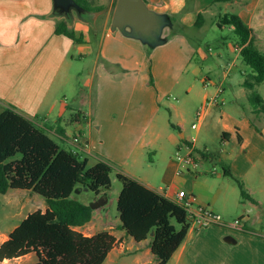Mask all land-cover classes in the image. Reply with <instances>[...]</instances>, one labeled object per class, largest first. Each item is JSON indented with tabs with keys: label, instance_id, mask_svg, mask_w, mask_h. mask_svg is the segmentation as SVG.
I'll use <instances>...</instances> for the list:
<instances>
[{
	"label": "crops",
	"instance_id": "obj_1",
	"mask_svg": "<svg viewBox=\"0 0 264 264\" xmlns=\"http://www.w3.org/2000/svg\"><path fill=\"white\" fill-rule=\"evenodd\" d=\"M144 2L148 8H151L148 3L153 6L157 3L151 0ZM224 3L247 23L255 36L257 46L264 52V0H233ZM115 4L116 0H108L100 10L103 11L100 21L102 24L94 27L95 31L101 30L98 52L85 77L88 92H79L77 99V109L80 110L83 105L87 109L81 113L82 118L78 116L79 121L73 122V108H69L64 88L70 77L74 76L77 65L85 61V57L91 53L89 32L82 24L90 23L92 16L99 11H88L89 14L83 15L71 10L68 14H62L55 11L53 0H0V112L12 105L48 135L57 136L64 145L67 142L78 147L82 153H91L90 147L95 140V148L100 147L95 154L100 159H108L109 163L116 161L127 164L134 153H139L140 147L150 146L162 155L169 146L175 148L181 142L188 141L194 144V155L198 162L213 161L215 156L210 155L209 149L212 148L208 142L202 146L205 151L197 149L196 135L206 118L207 110L202 119L197 121L195 118L196 122L191 123L194 132L190 136L186 134L184 127V100L179 104L170 103L173 109L170 115L177 116V133L167 128L168 122L159 119L162 116L163 100L160 96L166 91L163 82L167 81L166 86L174 84L176 78L187 71L192 63L191 59L166 57L152 61L146 54L144 56L143 43L150 42L130 35L132 28L129 25L113 26ZM163 12H167L169 18L175 15L172 11ZM199 12L197 11V15ZM59 21H65L68 29L80 40L75 41L63 33L55 32L56 23ZM196 21L197 17L192 24H196ZM202 21L201 16L200 25ZM181 36L178 35L174 40L170 39L171 41L161 38L158 44L177 42L188 47ZM197 50L201 48L197 47ZM201 53L203 57L204 53ZM148 62L153 77L147 81L141 74L143 84L139 85V71L144 72ZM191 73L196 75L197 67H193ZM222 77L218 82L207 76V83L217 88L212 94L205 89L200 99L201 103L209 99V95H214L209 106L219 107L218 112L211 111V107L206 123L214 136L222 141L219 142L220 148L217 150L218 160L222 163L221 171L214 168L204 171L196 169L195 172L177 174L176 169H173L172 173H166L168 175L162 178L164 186L156 190L148 181L136 178L130 170H117L159 193H173L178 190L185 195H192L197 202L218 212L224 222L241 219L238 228L219 224L189 227L184 240L170 258H176L180 264H264V114L256 113L250 103L241 105L238 100L240 96L248 98L247 89L242 82L236 87L230 81L234 77L232 74H224ZM227 78L229 87L236 93L229 109L225 110L223 105L226 100L221 94ZM203 81L205 82L204 78ZM93 85L96 88L94 92ZM168 89L171 87H167V91ZM191 89L190 83L185 89L186 96H191ZM257 90L264 97V80L257 85ZM133 97L135 100H132ZM197 108L198 106L194 110V117ZM71 127H74V131ZM135 133V144L131 150H127L125 146ZM75 138H78V142ZM237 179L242 181L250 198H239ZM100 208L101 205L94 208L92 217ZM82 226L76 228L80 230ZM80 231L87 235L93 234ZM120 232L121 235L125 234L123 229ZM8 233L1 238L0 243L8 237ZM228 234L235 240H225L224 237ZM113 235L116 243L118 237L115 233ZM127 237L135 246L130 253L133 260L129 264H146L145 257H149L148 262L155 260L157 263L150 251L149 237L141 241H135L128 235ZM124 241L119 242L120 247L124 245ZM33 253L4 258L0 260V264L13 259L25 260L27 263L28 256ZM35 261L37 256L29 264Z\"/></svg>",
	"mask_w": 264,
	"mask_h": 264
},
{
	"label": "trees",
	"instance_id": "obj_2",
	"mask_svg": "<svg viewBox=\"0 0 264 264\" xmlns=\"http://www.w3.org/2000/svg\"><path fill=\"white\" fill-rule=\"evenodd\" d=\"M74 1L89 11L104 8L89 0ZM200 18L199 13L197 25ZM217 25L232 27L235 47L251 69L244 75L242 85L254 111L264 114V97L257 90L264 80V52L257 46L251 28L236 12L220 15ZM55 32L80 40L65 21L56 23ZM72 114L75 116L78 111ZM87 163V158L58 144L12 105L0 112V194L9 188L24 189L38 193L46 203L44 210L28 213L8 233L0 243V260L34 252L37 261L31 264H102L116 237L106 229L87 235L76 227L88 222L94 208L105 203L102 197L106 192L91 204L72 198L71 193L80 184L99 194L112 185L114 177L120 183L116 201L119 228L135 241L150 237V251L157 264L169 261L189 229L184 207L137 179L115 172L107 160L92 166ZM237 184L241 200L250 198L242 181L237 179Z\"/></svg>",
	"mask_w": 264,
	"mask_h": 264
},
{
	"label": "rangeland",
	"instance_id": "obj_3",
	"mask_svg": "<svg viewBox=\"0 0 264 264\" xmlns=\"http://www.w3.org/2000/svg\"><path fill=\"white\" fill-rule=\"evenodd\" d=\"M151 1L157 2L156 5L159 3L160 6H153L151 5V3H148L152 8L149 9L153 10L155 13H162L164 16L162 20V25L164 27L162 28L163 30L159 38L169 41L170 39L174 40L178 35H182L181 37L185 39L188 47H184V45H180V43L177 42H168L162 45L158 43L155 44L145 42L143 43L145 53L142 52L144 56L146 54V57L150 58L152 61L158 58L165 59L166 57H174V59L178 58L180 60L190 58L192 62L187 71L176 78L174 84L166 86V80L168 79H165L166 82H163V87L164 89H166V91L160 96V98L164 101L162 100V116L159 119L162 120V122H168L167 128L177 133L178 129L175 126L177 116L173 117L172 115H170L173 110L171 104H179L180 102H182V100H184V107L186 106L184 127L186 130V134L190 136L192 132H194V126L191 123L196 122V116L194 117V110L196 106L199 107L202 103H200V99L203 95V92L206 89L212 94L217 88V86L207 83V76L208 78H213L219 82V80L223 78L222 76H224V74H232V76L234 77H232V80L230 81L231 83H235L237 87V84L242 82L244 75L250 73L251 69L242 60L238 49L235 47L236 36L233 32V29L228 25H222L221 27L217 25V21L220 15L225 13V11H233L230 6H227L224 2H215L214 0ZM107 2L108 0H89V3L94 5ZM68 7L69 9L67 11H70V8H72L73 11H76L75 8L73 9L74 6ZM88 11L89 10L83 8L79 12L83 15H87L89 14ZM163 11H172L175 15L169 18V14ZM197 11H200L199 13L203 17L201 25L192 24V21L195 20L198 16ZM165 13L168 15H166ZM102 15L103 11H99L98 14L92 16V21L90 23H84V20V24L82 25L83 27L85 26L89 32L88 37L90 38L91 43V53L90 55L85 57V61L77 65L74 76L70 77L68 81L69 83L64 88L66 100L70 105L69 108H73V111L71 112V119L73 120V122L79 121L80 119L78 120V118H82L83 116H81V113H83V111L87 109V106L85 105L81 106L80 110L77 109V99L79 92L82 91L84 92V94H87L88 92L87 80L85 78L86 72L87 70L90 71L94 64L93 60L98 52L99 47L98 37H100L101 32V30L95 31L94 27L96 25L98 27L101 26L102 23L100 21ZM197 47H200L201 50H197ZM209 47L211 49H209ZM201 52L204 53L203 57ZM100 60H102V57H100ZM148 65H150V62H148L144 72H141V70L139 71V85L143 84L141 83V74L145 76L144 79L147 78V81L148 79H150V77H153L151 71L148 68ZM193 67H197L198 69V73L196 75H193L191 73V69ZM114 70H116V68H114ZM203 78L205 79V82L203 81ZM227 82L228 78L225 82L224 92L221 94L222 98L226 100L225 104L223 105L217 103L218 105H223L225 110L229 109L231 100L235 98L234 93H236V91H232ZM190 83L192 84V97L190 95H185V89ZM81 87L83 88V90H81ZM167 87H171V89H168L167 91ZM92 90L93 92L96 90V88H94V85L92 87ZM213 96L214 95H209V100H212ZM247 99L248 98H246V96L241 95L238 100L241 105H247L249 103ZM132 100H135V97H133ZM133 105L134 104L132 102V106ZM211 107L208 106L207 112L205 114L206 118L197 132L196 140L197 149L202 152L205 151L204 148H202L203 144L208 142L209 146L213 150L212 151L211 149H209L210 155L215 157L213 158V161H199L196 169L204 171L214 168L218 171H221L222 163H220V161L218 160L219 154L217 150L220 148L219 142L222 141L219 137L216 138L214 136L213 131L208 128L206 123L211 113H209V110H215L216 112H218L219 107L217 105H211ZM69 108L68 110H70ZM74 111H78V114L75 116L72 114ZM71 130L74 131V127H71ZM70 133L72 134V132ZM49 136L61 146L70 150H74L76 152L78 151L80 158L87 157V166H92L99 160H108L102 158L100 159L99 157H97V154H95V151H97L96 149L100 148H95V146L97 145V142L95 140L92 141L93 144L92 147H90L92 152L82 153V151L78 149V147H75L70 143L65 142L64 145V143H62L57 136L53 134H50ZM136 138L137 133L132 135V139L125 146L127 150H131L133 148ZM75 141L78 142V138L75 139ZM176 149L177 147L171 148L169 146L167 151H164L162 155H160V152L156 153V151L150 146H146L145 148L140 147L139 153H134L133 156H131L130 160H128L127 164L117 163L116 161H111L110 163L114 167L115 172L117 170L123 172V169H128L130 170V172L135 174V176H137L136 178L148 181L151 184V187L157 190V188H159L160 186H164L162 184V178L168 175L166 173L170 174L173 172V169H176L177 165L174 160ZM114 171L111 174L112 177L114 175ZM112 180V185L108 189H103V191H101L99 194H96L93 191L86 189L83 185L78 184L71 193V197L83 203L91 204L100 199L103 193L106 192V195L102 197L105 203L101 204L100 210H97L92 219L85 223L79 229L86 233H94L104 229L112 232L113 234L115 233L118 237V241H116L115 247L109 253L104 264H129L133 260V256H131L130 253L132 249L135 248V246L132 244V241L129 240L126 234L121 235L119 228V212L116 207V189L120 187V183L115 181L114 177ZM239 198H241L240 192ZM45 208L46 203L44 201V198L36 192L18 188H9L5 193L0 194V240L28 213L36 209L44 210ZM122 241H124V245L120 247L119 242ZM28 257L29 258H27V263L25 260L13 259L10 261H5L3 264H29L30 261L36 259V255L34 253ZM148 258L145 257L144 259V262H146V264H157L155 260L154 262H148ZM166 264L180 263L176 260V258H172Z\"/></svg>",
	"mask_w": 264,
	"mask_h": 264
},
{
	"label": "built area",
	"instance_id": "obj_4",
	"mask_svg": "<svg viewBox=\"0 0 264 264\" xmlns=\"http://www.w3.org/2000/svg\"><path fill=\"white\" fill-rule=\"evenodd\" d=\"M211 101L212 100L206 99L197 108V121L202 119ZM195 152L196 150L192 141L180 143L174 155V160L177 165L175 172L177 174L196 171L199 162L196 158V155H194ZM165 192L166 191H164L162 194L184 207L186 211L187 220L189 222V227L191 228L206 227L211 224H219L236 228L240 227V218H236L232 222H224L222 216L218 212L214 211L205 204L197 202L195 197L192 195H185L184 193L178 190L174 191L173 193Z\"/></svg>",
	"mask_w": 264,
	"mask_h": 264
},
{
	"label": "water",
	"instance_id": "obj_5",
	"mask_svg": "<svg viewBox=\"0 0 264 264\" xmlns=\"http://www.w3.org/2000/svg\"><path fill=\"white\" fill-rule=\"evenodd\" d=\"M55 11L62 14H68L70 11L68 6H74L73 9L79 13L81 6L74 0H53ZM164 16L155 13L149 9L144 0H116L112 24L113 26L123 27L129 25L132 29L130 35L147 40L150 43H158L162 31V20ZM162 25V26H161ZM153 234V231L150 232ZM227 241L235 239L230 234L224 237Z\"/></svg>",
	"mask_w": 264,
	"mask_h": 264
}]
</instances>
